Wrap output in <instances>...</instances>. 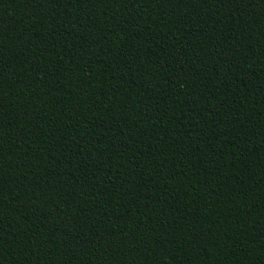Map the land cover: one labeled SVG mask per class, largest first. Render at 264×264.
I'll list each match as a JSON object with an SVG mask.
<instances>
[{"label": "trees", "instance_id": "1", "mask_svg": "<svg viewBox=\"0 0 264 264\" xmlns=\"http://www.w3.org/2000/svg\"><path fill=\"white\" fill-rule=\"evenodd\" d=\"M0 264H264V0H0Z\"/></svg>", "mask_w": 264, "mask_h": 264}]
</instances>
